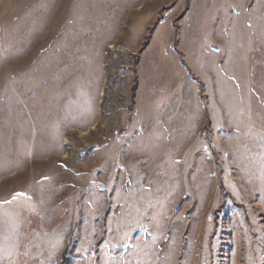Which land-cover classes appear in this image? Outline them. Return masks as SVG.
Segmentation results:
<instances>
[{
    "label": "rangeland",
    "instance_id": "rangeland-1",
    "mask_svg": "<svg viewBox=\"0 0 264 264\" xmlns=\"http://www.w3.org/2000/svg\"><path fill=\"white\" fill-rule=\"evenodd\" d=\"M0 264H264V0H0Z\"/></svg>",
    "mask_w": 264,
    "mask_h": 264
},
{
    "label": "trees",
    "instance_id": "trees-1",
    "mask_svg": "<svg viewBox=\"0 0 264 264\" xmlns=\"http://www.w3.org/2000/svg\"><path fill=\"white\" fill-rule=\"evenodd\" d=\"M135 88H136V87H135V85H133V88H132V93H133V91L135 90Z\"/></svg>",
    "mask_w": 264,
    "mask_h": 264
}]
</instances>
